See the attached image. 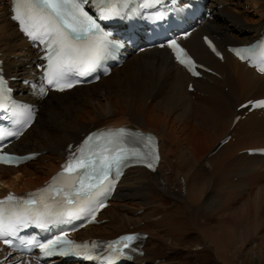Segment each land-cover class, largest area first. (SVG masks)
I'll use <instances>...</instances> for the list:
<instances>
[{
  "label": "bare ground",
  "instance_id": "obj_1",
  "mask_svg": "<svg viewBox=\"0 0 264 264\" xmlns=\"http://www.w3.org/2000/svg\"><path fill=\"white\" fill-rule=\"evenodd\" d=\"M231 1L209 0L214 21L202 24L185 40L196 59L214 73L192 78L166 49H151L129 56L96 84L49 94L40 103L35 123L13 144L18 153L40 155L18 168L0 167V194L40 185L58 169L67 145L77 143L82 134L95 128L134 126L158 136L160 162L154 172L128 170L114 199L123 208H143L150 222L128 229L122 221L126 214L109 216L104 210L100 219L105 223L96 226L97 233L88 226L80 234L107 239L129 231L147 233L143 255L132 264H204L210 258L218 264H241L243 251L250 264H264V249L256 251V242L264 237V191L258 195L252 221L245 198L244 226L221 217L247 189L263 159L241 150L264 147V110L236 109L248 99L264 97V76L226 50L227 45L248 43L261 29L264 0H237L242 5L259 4L256 20H247L244 11L229 5ZM204 34L215 39L221 58L206 48ZM0 56L17 91L27 92L21 80L34 77L36 54L10 20L6 3L0 7ZM189 82L193 91L187 90ZM236 115L240 118L233 125ZM227 135L230 140L219 146ZM161 208H166L165 215L160 216ZM5 254L0 249V257Z\"/></svg>",
  "mask_w": 264,
  "mask_h": 264
},
{
  "label": "snow or ice",
  "instance_id": "obj_2",
  "mask_svg": "<svg viewBox=\"0 0 264 264\" xmlns=\"http://www.w3.org/2000/svg\"><path fill=\"white\" fill-rule=\"evenodd\" d=\"M161 0H144L142 7L153 8ZM130 0H13V19L18 21L21 31L34 42L44 46L47 61L43 72L46 87L39 92L46 95L48 88L55 87L58 91L72 88V76H88L95 72L110 57L124 47L123 41L115 39L112 32L105 31L99 20H109L121 17ZM95 9L96 18L89 14L88 6ZM213 52L216 49L207 41ZM168 47L175 53L176 60L193 75H198L195 65L184 49L175 40ZM240 59L253 61V67L264 73V43L257 48L234 49ZM216 55H220L216 52ZM79 82V81H76ZM12 89L7 86L3 76H0V109H11L17 117V124L30 125L32 113L22 105L12 101ZM253 107H264V100L256 101ZM246 107V105H241ZM19 133L0 130V139ZM139 145H143L142 149ZM146 149V150H145ZM29 157H17L0 150V164L18 166ZM159 160L153 137L146 138L137 132H129L125 128L108 130L86 137L83 143L70 154L62 165V171L53 177L45 188L29 193L28 199L9 193L0 199V240L11 246L12 238L20 240L21 244L36 243L34 239L25 240L17 236L22 228L30 224L46 227L50 223H64L66 217H75L88 211L89 206L98 197L110 191L115 180L110 175L115 172L118 179L121 170L129 162L143 163L154 170V164ZM48 193V196L44 194ZM39 195V200L35 199ZM63 200H56V197ZM52 199L53 203H48ZM42 205V208L39 207ZM64 205H77L75 209L64 208ZM103 206V205H101ZM92 219H95L93 214ZM138 237L125 235L116 241L109 242L106 248L110 255L108 264L118 256H125V250ZM45 256L59 252L62 255L74 254L86 259H93L90 250L98 247L96 242L91 245L85 242L75 243L63 236L39 244ZM135 251V249H131Z\"/></svg>",
  "mask_w": 264,
  "mask_h": 264
},
{
  "label": "rangeland",
  "instance_id": "obj_3",
  "mask_svg": "<svg viewBox=\"0 0 264 264\" xmlns=\"http://www.w3.org/2000/svg\"><path fill=\"white\" fill-rule=\"evenodd\" d=\"M6 0H0V7L3 6V3H5ZM237 0H233L230 2V6L235 7V8H239L240 10L244 11V17L247 20H256L258 18L259 15H255L254 12L256 11L257 6L259 4H246V5H242L240 2L241 1H237ZM237 4V7H236ZM252 5V6H251ZM257 17V18H256ZM16 57H14L15 59H18L19 55H15ZM13 58V59H14ZM264 142V141H263ZM264 144V143H263ZM263 159L260 161V164L258 165V170H255V172L253 173V177H252V182L250 181L249 185L247 186V189L243 192L242 195H238L235 204L232 207H229L227 210L223 211V214L221 215V217L224 219H233L234 221L237 222H241V225L244 226L245 223H247V214L244 211L245 210V206L246 204V199H249V204H250V209H251V221L253 220V218L255 217L256 213H255V205H256V201L258 199V195L261 193V191H264V157H262ZM260 169V170H259ZM262 171V172H261ZM262 175V176H261ZM239 177V176H238ZM260 189V190H259ZM259 191V192H258ZM248 195V196H247ZM246 198V199H245ZM115 203H113L109 208L106 209V214L107 215H117L119 213H123L126 214L124 215V219H122L123 222H126V226L128 227V229H134L137 227H143L144 223L150 222V217L147 215V213H144V209L143 208H136L135 206H124L125 208L121 207V204L119 200H114ZM160 201H157V204H159ZM130 209V210H129ZM165 209L166 208H161L158 212L160 214V216L165 215ZM123 210V211H122ZM126 210V212H125ZM129 211V212H128ZM128 213V214H127ZM158 214V215H159ZM200 212H198V216H200ZM145 216V217H144ZM264 216V213L262 212L261 217ZM154 217V215L151 216V218ZM230 217V218H228ZM252 225V223H251ZM93 228V229H92ZM91 228V230L98 231V228L96 226H93ZM97 228V229H96ZM97 231H95L97 233ZM246 244H244V246L242 247V249H246ZM264 237H262L260 240H258L256 242V251L260 248L264 249ZM244 252V251H243ZM242 252V253H243ZM240 252V254H242ZM239 254V263L241 264H250L248 262V260H245V256L242 254ZM254 256L257 258L258 254L253 253ZM211 259V258H210ZM206 260L204 262V264H218L219 262L217 261H213V260ZM209 262V263H208ZM258 264V263H256Z\"/></svg>",
  "mask_w": 264,
  "mask_h": 264
}]
</instances>
